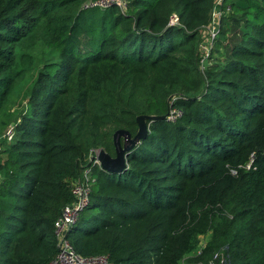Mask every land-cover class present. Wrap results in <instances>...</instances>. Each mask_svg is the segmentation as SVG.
<instances>
[{
    "label": "trees",
    "instance_id": "16d2710c",
    "mask_svg": "<svg viewBox=\"0 0 264 264\" xmlns=\"http://www.w3.org/2000/svg\"><path fill=\"white\" fill-rule=\"evenodd\" d=\"M86 1L0 0V115L33 56H56L0 149V264L54 258L52 224L85 168L89 201L65 235L76 255L264 264V0H223L208 54L222 60L202 70L214 0H125L123 12ZM171 109L179 118L147 122L121 173L87 161L113 157L112 133L132 137L137 116Z\"/></svg>",
    "mask_w": 264,
    "mask_h": 264
},
{
    "label": "built area",
    "instance_id": "2783aa9c",
    "mask_svg": "<svg viewBox=\"0 0 264 264\" xmlns=\"http://www.w3.org/2000/svg\"><path fill=\"white\" fill-rule=\"evenodd\" d=\"M125 0H88L83 5L84 9H108L115 7L120 12L125 9ZM223 0H214V7L211 11L210 22L207 26L203 27L200 31V44H199V69L202 70V63L208 56L212 42L214 41L217 33L218 20L225 12L228 11V6L224 5L223 10L221 6ZM180 112L176 109H171L166 114V120L173 122L179 118ZM13 135V124L7 125L3 133L0 135V149L2 142H10ZM98 150H90L88 153L87 161L91 165H97L95 159ZM90 168L82 170L80 176L71 182L70 193L72 201L70 204L61 208L57 218L52 224V236L56 244V254L48 264H108L103 256H93L89 258H82L76 255L71 249L65 235L69 227L77 220L79 213L87 206L88 196L90 192ZM212 264V263H209Z\"/></svg>",
    "mask_w": 264,
    "mask_h": 264
},
{
    "label": "water",
    "instance_id": "95a60500",
    "mask_svg": "<svg viewBox=\"0 0 264 264\" xmlns=\"http://www.w3.org/2000/svg\"><path fill=\"white\" fill-rule=\"evenodd\" d=\"M164 119L165 115L159 117L149 115L137 116L135 118L136 131L132 137L124 130H115L111 135L114 156L110 157L103 150H98L95 159L99 169L109 174L121 173L126 167V154L145 137L147 133L146 123Z\"/></svg>",
    "mask_w": 264,
    "mask_h": 264
},
{
    "label": "rangeland",
    "instance_id": "374dc122",
    "mask_svg": "<svg viewBox=\"0 0 264 264\" xmlns=\"http://www.w3.org/2000/svg\"><path fill=\"white\" fill-rule=\"evenodd\" d=\"M85 10L92 11V10H99V9L92 8V9H85ZM231 32H232V30H231ZM216 36L218 37L217 34L215 35V37ZM230 36H231V34L229 32V33H227L226 38H230ZM219 41H221V43H223V40H219ZM55 57L56 56L53 53H51V54L48 53V54H43V55L36 54L33 56L34 61L32 63L31 69L29 70L28 73H26L23 80L20 83H18V85L14 88V90L12 91L10 96L8 97V100L5 104V106L3 107V111L1 112V115H0V121L3 122L4 125L7 126L9 124H12L14 122L15 118L17 117V115L24 111L25 101H26L27 94H28L27 92H28V89L30 87L31 81L34 78L35 72L39 69V67L41 66L42 63H44L45 61H48V60H54ZM208 57L209 56H207L204 59V61L202 63V68H208L209 66L214 65L217 62H220L222 60V57L220 54V49L218 51L212 53L210 58H208ZM6 126L3 129H5ZM206 239H207V235L200 238V240L202 242L205 241Z\"/></svg>",
    "mask_w": 264,
    "mask_h": 264
}]
</instances>
